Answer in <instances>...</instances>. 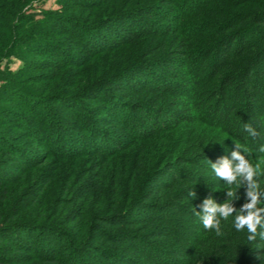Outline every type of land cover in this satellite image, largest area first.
<instances>
[{"label":"trees","instance_id":"1","mask_svg":"<svg viewBox=\"0 0 264 264\" xmlns=\"http://www.w3.org/2000/svg\"><path fill=\"white\" fill-rule=\"evenodd\" d=\"M40 1L0 0V264H264L194 213L236 143L264 168V0Z\"/></svg>","mask_w":264,"mask_h":264},{"label":"clouds","instance_id":"2","mask_svg":"<svg viewBox=\"0 0 264 264\" xmlns=\"http://www.w3.org/2000/svg\"><path fill=\"white\" fill-rule=\"evenodd\" d=\"M243 130L250 136H258L257 130L249 123H245ZM231 153L232 159L221 157L215 163H211V170L217 179L222 180L227 187L226 199L217 203L211 196L205 198L200 205V211L194 209L202 221L205 230L214 231L216 235H222V222H228L233 218L232 223L239 232H245L249 243L255 242L259 237L264 240V199L259 190L261 183L259 177L264 176V168L260 164H254L242 154L241 145H235ZM246 152V149H243ZM264 152V146L260 148ZM246 183V202L237 209L233 200H238L237 190ZM234 189V190H233ZM190 196L195 197L196 193L190 191Z\"/></svg>","mask_w":264,"mask_h":264},{"label":"rangeland","instance_id":"3","mask_svg":"<svg viewBox=\"0 0 264 264\" xmlns=\"http://www.w3.org/2000/svg\"><path fill=\"white\" fill-rule=\"evenodd\" d=\"M34 6L36 8L35 10H37V12H39V13L41 10H47V11L48 10H59L61 8V5L58 3V0H42L40 2H36ZM22 64H23V61L19 58H16V57H13L12 59H9V60L4 59L3 62H1V64H0V69L4 71V70H6V68H8L9 70L16 71L17 69L20 68V66H22ZM1 82H2V80L0 78V85H1ZM28 84L30 85L32 83L28 82ZM63 112L67 113V111H63ZM57 113H60V112H57ZM61 115L64 118H66L67 116H69V113H67V116L64 114H60V116ZM114 128L117 130H120V127L117 126L116 124H114ZM18 139H20V137ZM19 142L20 143L22 142L23 144L28 145L29 148H31L33 150H40V146L38 144H34L31 140L25 139L22 135H21V141H19ZM44 150L45 149H42V151H44ZM28 163H29V158H27V157L19 161V164H21L22 166L28 165ZM2 168L6 172H8V174H10V173L12 174L13 168L5 167L4 165L2 166ZM10 249H11L10 246L6 247V245H4V244L0 246L1 252L4 251L5 254L8 253L9 254L8 256L15 255L13 252L10 253V251H12ZM89 254L90 253L85 254V257L87 260H89L90 264H105L103 261L100 260V258H98V256L91 257ZM20 256L26 257L25 259L24 258H18V259H20V261L25 262V263L22 262V264H28L27 262H29V261H27L26 259L28 257H32V255H29V254L28 255L22 254V255H19L18 257H20ZM6 258H8V257H6ZM8 259H10V258H8ZM9 261L11 264H18L19 263V262L13 261V259H10Z\"/></svg>","mask_w":264,"mask_h":264}]
</instances>
